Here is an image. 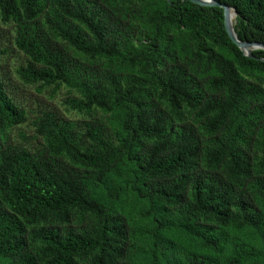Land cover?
Masks as SVG:
<instances>
[{
    "label": "trees",
    "instance_id": "1",
    "mask_svg": "<svg viewBox=\"0 0 264 264\" xmlns=\"http://www.w3.org/2000/svg\"><path fill=\"white\" fill-rule=\"evenodd\" d=\"M213 1L264 44V0ZM251 55L188 0H0V264H264Z\"/></svg>",
    "mask_w": 264,
    "mask_h": 264
},
{
    "label": "rangeland",
    "instance_id": "2",
    "mask_svg": "<svg viewBox=\"0 0 264 264\" xmlns=\"http://www.w3.org/2000/svg\"><path fill=\"white\" fill-rule=\"evenodd\" d=\"M18 65V60L13 59L8 68L10 83L12 86H16V96L18 99L22 101V104L26 108H30L32 110L36 109V106L44 107V108H56L59 112H63L62 108L58 105L59 98L55 100H49L47 98V93L43 92V94H37L36 91L32 87H23L19 84V82L14 78L12 72V68Z\"/></svg>",
    "mask_w": 264,
    "mask_h": 264
},
{
    "label": "water",
    "instance_id": "3",
    "mask_svg": "<svg viewBox=\"0 0 264 264\" xmlns=\"http://www.w3.org/2000/svg\"><path fill=\"white\" fill-rule=\"evenodd\" d=\"M194 5L201 6V7H218L221 8L223 11V18H224V27L229 36L230 40L243 52L246 57L252 58L251 52L253 51H264V44L257 43V42H240L237 40L236 35L233 30V26L230 23V13L233 12L236 18V13L233 9L221 5L213 0H188Z\"/></svg>",
    "mask_w": 264,
    "mask_h": 264
},
{
    "label": "bare ground",
    "instance_id": "4",
    "mask_svg": "<svg viewBox=\"0 0 264 264\" xmlns=\"http://www.w3.org/2000/svg\"><path fill=\"white\" fill-rule=\"evenodd\" d=\"M235 22H236V21H235L234 13L231 12V13H230V23H231V25L233 26Z\"/></svg>",
    "mask_w": 264,
    "mask_h": 264
}]
</instances>
